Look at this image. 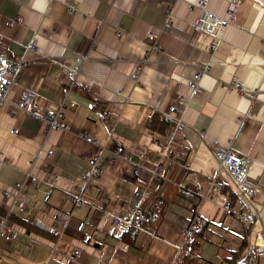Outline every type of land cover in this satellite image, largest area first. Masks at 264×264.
<instances>
[{
    "label": "crops",
    "instance_id": "1",
    "mask_svg": "<svg viewBox=\"0 0 264 264\" xmlns=\"http://www.w3.org/2000/svg\"><path fill=\"white\" fill-rule=\"evenodd\" d=\"M232 1L206 0V8L225 16ZM198 4L0 0V47L28 62L9 100L35 90L41 103H64L71 127L46 133L43 122L12 115L9 103L0 107L6 159L0 216L17 233L12 240L0 237V264H222L228 250L219 242L227 237L232 248L245 238L244 253L264 264V0H238L215 50L214 38L194 29L202 14ZM198 72L203 75L194 90L190 82ZM234 80L241 87H231ZM173 105L183 127L152 128L155 112ZM229 144L251 159L259 184L247 202L218 169L215 149ZM118 145L123 150L110 162ZM96 153L102 173L85 190L87 204L75 207L69 196L81 188ZM27 174L38 181L25 182L19 197L29 202L20 207L5 191L13 193ZM197 187L205 200L183 192ZM60 207L71 213L62 236L37 226L39 220L53 224ZM136 207L152 216L142 227L124 219ZM246 212L248 226L241 216ZM194 213L209 239L197 236L183 245L181 231ZM115 218L121 219L117 225Z\"/></svg>",
    "mask_w": 264,
    "mask_h": 264
},
{
    "label": "built area",
    "instance_id": "2",
    "mask_svg": "<svg viewBox=\"0 0 264 264\" xmlns=\"http://www.w3.org/2000/svg\"><path fill=\"white\" fill-rule=\"evenodd\" d=\"M238 0H233L231 6L226 12L225 16H220L215 13H211L206 8V0H200L199 6L202 8V14L200 19L194 26L197 31H202L214 38L212 42V49L217 48L218 41L222 38L226 27L231 23L235 16L236 5ZM167 28L170 27V23H167ZM120 34V32H119ZM154 48H158V44L153 45ZM28 62L21 57L9 55L5 49L0 47V107L5 103L11 105V114L17 112H23L27 116L34 118L35 120L41 121L45 124V131L50 132L53 130H70L71 127L64 117V103L57 104L55 106H50L46 103H41L38 101V96L35 90L24 89L18 101H10L9 93L11 86L18 75L19 71L26 67ZM203 72H198L194 74L190 82L191 88L197 90L202 78ZM231 87H241V84L234 80ZM178 110L177 105H173L169 108L168 112L163 113V117L167 120L174 121V130L183 127L182 118L175 116ZM13 133H18L19 129L14 128ZM88 142H97L95 138L88 134H83ZM123 147L117 146L116 151L110 158V162H114ZM49 155L53 154V150H49ZM215 157L218 161L219 172L229 175L234 183L236 184L240 197L247 202L255 196L259 184L256 182L255 178L251 174V159L248 156L243 155L241 152L236 150L233 145H223L217 146L215 149ZM5 158L0 153V167L5 163ZM89 166L85 168L82 174L81 188L77 193L71 194L69 196L70 201L76 206H85L87 204L86 198L84 197L85 190L89 188L93 181H95L102 173V168L100 164V155L96 153L94 156L88 159ZM36 183L38 181L37 176L32 174H27L26 178L22 181H18L15 184L14 192L5 191L6 196L14 195L18 199V206L22 207L29 202V197H23L20 199L19 195L22 192L23 185L26 181ZM216 179H214L212 186L217 189ZM184 194L187 196L202 195L204 200L206 199V193L199 187L196 189L185 188L183 190ZM255 219L257 215L252 213ZM244 220L247 221V226L251 224V218L249 214H241ZM56 220L53 224L47 225L43 221H37V225L41 228L46 229L49 233L62 236L67 227L69 226L71 213L63 208H58L55 210ZM125 221L128 225L135 227H141L151 220L150 215L141 208H135L130 211L125 216ZM121 221L120 218H115L114 223L118 224ZM202 224V218L198 213H194L188 226L183 228L181 231L183 245L189 244L190 240L194 236L197 229ZM17 233L13 230H9L7 227V220L5 216H0V237L5 240H12L16 237ZM74 255L76 258L81 257V250L79 248L74 249Z\"/></svg>",
    "mask_w": 264,
    "mask_h": 264
},
{
    "label": "trees",
    "instance_id": "3",
    "mask_svg": "<svg viewBox=\"0 0 264 264\" xmlns=\"http://www.w3.org/2000/svg\"><path fill=\"white\" fill-rule=\"evenodd\" d=\"M174 125V121L172 120H167L163 117L162 113L160 112H155L154 117L150 123V126L152 128L160 130L162 133H165L167 129L171 126ZM206 225L204 226V223L200 226V228L197 229L195 232L193 238L190 241L189 245H193V242H195L197 236H202L205 237L206 239H209L206 237L203 233ZM218 232V231H216ZM219 233V232H218ZM220 234V233H219ZM221 235V234H220ZM229 237L225 239V241H220L219 245L223 246L225 249L228 250L227 255L224 257V261L222 264H255V262H251L250 260V254L247 253L245 254L244 251L247 246V241L245 238L243 240L241 239V242L238 244L236 248H232L230 246L225 245ZM183 259V256H182ZM177 264H181L180 262Z\"/></svg>",
    "mask_w": 264,
    "mask_h": 264
},
{
    "label": "rangeland",
    "instance_id": "4",
    "mask_svg": "<svg viewBox=\"0 0 264 264\" xmlns=\"http://www.w3.org/2000/svg\"><path fill=\"white\" fill-rule=\"evenodd\" d=\"M240 226H241V224H240Z\"/></svg>",
    "mask_w": 264,
    "mask_h": 264
}]
</instances>
